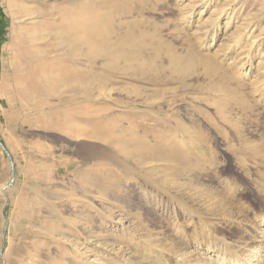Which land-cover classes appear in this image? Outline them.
Segmentation results:
<instances>
[{
	"label": "rangeland",
	"instance_id": "obj_1",
	"mask_svg": "<svg viewBox=\"0 0 264 264\" xmlns=\"http://www.w3.org/2000/svg\"><path fill=\"white\" fill-rule=\"evenodd\" d=\"M0 264H264V0H0Z\"/></svg>",
	"mask_w": 264,
	"mask_h": 264
},
{
	"label": "bare ground",
	"instance_id": "obj_2",
	"mask_svg": "<svg viewBox=\"0 0 264 264\" xmlns=\"http://www.w3.org/2000/svg\"><path fill=\"white\" fill-rule=\"evenodd\" d=\"M94 20V19H93ZM92 23H94L93 21H92ZM91 27H93V26H91ZM102 27V26H101ZM90 30V29H89ZM92 31H95V30H90V32H92ZM102 31L100 30L99 31V33H101ZM87 34H88V31L86 32ZM95 34V36H96V33H98V32H94ZM98 33V34H99ZM103 33V32H102ZM104 33H106L105 31H104ZM103 33V34H104ZM98 34H97V36H98ZM87 36V35H86ZM92 36V35H91ZM90 36V33H89V36H88V40H89V38L91 37ZM102 36V35H101ZM98 39L100 38V34H99V37H97ZM97 38H95V37H93L92 38V41L94 40V45L92 44L93 42L91 41V40H89L90 42H92L91 44H89V46H92V47H94L95 49H97L98 48V45H100L101 44V42H100V44H99V42H98V45L97 44H95V43H97L96 41H95V39L97 40ZM103 38V37H102ZM101 38V39H102ZM104 39V38H103ZM102 39V40H103ZM87 41V40H86ZM103 42H105V41H103ZM103 42H102V45H103ZM105 45V44H104ZM103 45V46H104ZM108 44L106 43V45L105 46H107ZM108 47H110L109 45H108ZM132 49V48H131ZM29 67H31V71L32 70H34V66H32V65H30ZM28 66H27V71H28V69H30ZM30 71H28V73H29ZM34 72V71H33ZM30 73H32V72H30ZM33 77V76H32ZM50 77L49 76H46V75H39L38 77H33V79H32V81H31V87L30 88H32V87H34V89H36V91L40 94V93H44L45 91H48V89L51 87L50 86ZM31 80V79H30ZM185 156H182L180 153H179V155L177 154V157H176V160H175V164H176V166H175V169L176 168H180V164H186L187 166H190L191 164H190V162H189V158L188 157H186V158H184ZM178 172V171H177ZM179 173V172H178ZM177 173V174H178Z\"/></svg>",
	"mask_w": 264,
	"mask_h": 264
}]
</instances>
